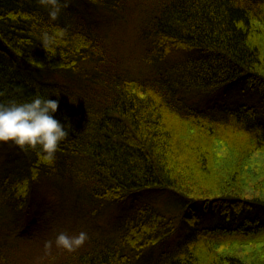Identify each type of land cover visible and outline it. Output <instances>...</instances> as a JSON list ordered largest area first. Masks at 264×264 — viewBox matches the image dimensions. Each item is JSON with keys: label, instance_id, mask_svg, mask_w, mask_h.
<instances>
[{"label": "trees", "instance_id": "trees-1", "mask_svg": "<svg viewBox=\"0 0 264 264\" xmlns=\"http://www.w3.org/2000/svg\"><path fill=\"white\" fill-rule=\"evenodd\" d=\"M100 10L109 28L84 19ZM128 28V47L108 37ZM43 31L55 35L54 56ZM237 88L264 100V0H79L56 21L37 0H0V101L58 100L69 131L51 166L15 146L26 162L0 175V230L38 184L137 204L117 238L36 262L25 241L2 242L0 264H264V104H191Z\"/></svg>", "mask_w": 264, "mask_h": 264}, {"label": "rangeland", "instance_id": "rangeland-1", "mask_svg": "<svg viewBox=\"0 0 264 264\" xmlns=\"http://www.w3.org/2000/svg\"><path fill=\"white\" fill-rule=\"evenodd\" d=\"M77 2L79 0H70V3L75 4ZM109 15L105 10H100L94 14H88L84 19L89 23L97 24L96 27L98 28L105 29L109 28ZM118 29L115 33H109L108 37L118 40L124 36L126 38L123 41L126 44L125 46L128 47L131 45L132 36L129 37V34H126L129 28L120 31V34ZM181 58L178 55V59ZM58 79L56 76H52L49 81L55 82ZM60 80L62 82L64 81L63 79ZM241 90L237 88L229 91H220L212 96L198 97L192 99L191 104L199 109H209L215 106H244L253 108L252 105L261 106L264 104V100L259 97V94L247 93ZM261 114V118H264V110ZM25 162L26 155L14 145L10 143L0 144V175L3 173H18L19 169L24 168ZM151 203L157 206V208L171 213L173 217L180 216L179 213L173 210V203L168 198H158L151 201ZM166 206H171V209H166ZM136 207L137 204H134L132 201L114 207L100 205V203L96 202H86L84 198L72 193L64 184L51 183L49 187L38 184L35 186V191L30 196L29 202L23 212L11 216V223L7 225V228L0 230V243L4 242L8 243V245H18L25 241L26 244L22 246L26 251L24 255L28 257L30 262H33V260L36 262L50 252L59 250L65 252V250L55 246L56 236L61 231L69 235L86 231L89 239L82 247L96 239L117 238L116 224L121 220L124 221L127 217H131L133 215L132 208ZM199 212L206 214L203 210ZM221 220H217L214 217H206L204 225L214 226ZM182 240L178 236L174 242L179 243ZM46 241L53 242L50 251L45 250ZM169 245L172 247L175 244L172 242ZM160 255L161 250L153 254L152 258L156 259Z\"/></svg>", "mask_w": 264, "mask_h": 264}, {"label": "clouds", "instance_id": "clouds-1", "mask_svg": "<svg viewBox=\"0 0 264 264\" xmlns=\"http://www.w3.org/2000/svg\"><path fill=\"white\" fill-rule=\"evenodd\" d=\"M39 6L48 12L50 21H56L70 0H37ZM62 35L63 30H57ZM55 35L48 31L41 33V45L49 54L55 55ZM3 93H0L2 96ZM59 101L37 96L29 101H0V144H12L22 151H33L38 160L51 166L61 142L68 137V127L56 118ZM89 239L86 231L69 235L59 232L55 246L69 253L81 248ZM52 241L45 242V250L50 251Z\"/></svg>", "mask_w": 264, "mask_h": 264}]
</instances>
